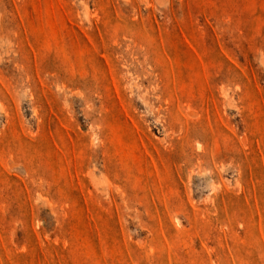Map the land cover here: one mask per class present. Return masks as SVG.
Here are the masks:
<instances>
[{"label": "rangeland", "instance_id": "1", "mask_svg": "<svg viewBox=\"0 0 264 264\" xmlns=\"http://www.w3.org/2000/svg\"><path fill=\"white\" fill-rule=\"evenodd\" d=\"M0 264H264V0H0Z\"/></svg>", "mask_w": 264, "mask_h": 264}]
</instances>
